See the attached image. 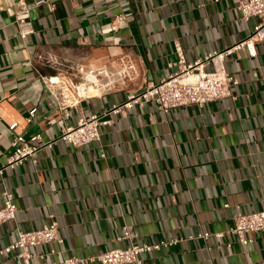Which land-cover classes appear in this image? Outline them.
Listing matches in <instances>:
<instances>
[{
    "label": "crops",
    "instance_id": "0c3cea01",
    "mask_svg": "<svg viewBox=\"0 0 264 264\" xmlns=\"http://www.w3.org/2000/svg\"><path fill=\"white\" fill-rule=\"evenodd\" d=\"M19 1L0 0V167L14 134L53 142L168 76L176 44L193 62L246 40L258 22L241 19L238 0H52L53 10L23 0L35 32L21 39ZM118 15L125 19L114 23ZM255 51L226 60L239 81L235 99L168 114L154 102L135 105L110 116L114 124L100 128V142H56L36 163L5 169L0 209L9 191L17 212L0 226V251L52 215L63 243L33 248V264L43 263L39 255L54 264L170 241L177 243L141 256L143 264H264V233L245 247L228 235L196 238L226 232L236 214L264 210V42ZM129 65L128 78L73 107H62L60 85L51 82L80 67L85 77L89 69L117 74ZM126 233L130 239L119 240ZM0 264L23 263L12 253L0 255Z\"/></svg>",
    "mask_w": 264,
    "mask_h": 264
},
{
    "label": "built area",
    "instance_id": "2783aa9c",
    "mask_svg": "<svg viewBox=\"0 0 264 264\" xmlns=\"http://www.w3.org/2000/svg\"><path fill=\"white\" fill-rule=\"evenodd\" d=\"M46 4L51 10L54 9L52 0H38L35 6ZM18 7L20 9L18 19L19 37L26 39L35 32L27 22L30 10L23 0L19 1ZM237 9L242 20L250 21L252 18L258 20L249 38L230 48L209 53L193 62H187L182 47L180 44H176L178 58L168 64L170 70L168 76L131 93L124 102L114 105L102 114L92 115L89 119H81L74 126L66 127L55 141L41 143L40 136L26 139L21 134H14L11 141L13 151L8 156L5 165L0 167V174H3L5 169H15L29 160L36 163L38 153L46 147H51L56 142H64L75 148L100 142V128L110 127L114 124V120L110 116L117 115L124 109L130 110L135 105L154 102L160 112L168 114L174 109L186 106L202 108L213 101L226 98L235 99L233 88L239 84V81L226 70L225 63L228 57L243 50L254 56L256 54L255 45L264 42V0H238ZM124 16H116L114 23L122 22L125 19ZM132 69L133 66L131 65L124 66L117 74H112L107 68L94 70L92 72L96 77V80H94L90 78L89 74L91 73L84 77V69L80 67L76 70L73 78L62 79L57 84L60 87L56 96L62 101V107H73V105L79 104L82 99H90L94 95H101L102 92L111 90L116 83L115 78L120 81L128 78L129 71ZM91 90H94L95 93H92ZM34 113L35 110L31 111L30 116H33ZM16 127L17 124L14 123L11 125L10 130L15 131ZM2 195L3 206L0 209V226L13 221L17 212L14 195L9 191H4ZM49 218L50 222L37 230L19 231L17 240L2 249L0 255L13 253L23 264H33V248L55 242L62 244L63 239L59 236V225L52 215ZM232 221V225L226 232H203L198 234L196 238L210 240L211 237H215L222 239L228 235L245 247L253 243V235L264 233V210L250 214H236L233 216ZM125 239H130L129 233L119 238V240ZM175 243L177 241L158 244L142 242L141 244H131L126 248L112 249L98 256L71 257L54 264H143L141 256L144 254L160 251L164 246L174 245ZM227 247H231V244H227ZM51 253H54V250ZM39 258L43 260L42 264H49L45 261L43 255H39Z\"/></svg>",
    "mask_w": 264,
    "mask_h": 264
},
{
    "label": "bare ground",
    "instance_id": "6f19581e",
    "mask_svg": "<svg viewBox=\"0 0 264 264\" xmlns=\"http://www.w3.org/2000/svg\"><path fill=\"white\" fill-rule=\"evenodd\" d=\"M88 71H89L88 74L91 73V74H89V75H90V78L96 80L95 75L92 74V72L94 71V69H89ZM51 82L54 83V85H55V84H59V83L61 82V79H60L59 77H52ZM91 92H92V93H95L94 90H91Z\"/></svg>",
    "mask_w": 264,
    "mask_h": 264
}]
</instances>
